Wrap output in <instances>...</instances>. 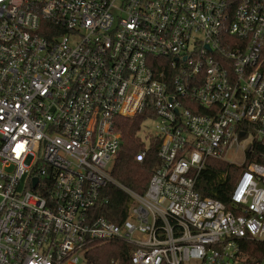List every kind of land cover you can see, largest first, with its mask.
Here are the masks:
<instances>
[{"label":"built area","instance_id":"obj_1","mask_svg":"<svg viewBox=\"0 0 264 264\" xmlns=\"http://www.w3.org/2000/svg\"><path fill=\"white\" fill-rule=\"evenodd\" d=\"M138 115L143 193L111 175ZM239 149L259 161L231 205L202 197L207 161ZM245 240L264 243V0H0V264H92L104 243L128 264H245Z\"/></svg>","mask_w":264,"mask_h":264},{"label":"trees","instance_id":"obj_2","mask_svg":"<svg viewBox=\"0 0 264 264\" xmlns=\"http://www.w3.org/2000/svg\"><path fill=\"white\" fill-rule=\"evenodd\" d=\"M144 115L133 118H120L118 127L122 133L121 149L114 161L111 175L125 186L137 193H143L148 185L150 176L158 166L155 159L156 142H150V148L143 161L135 159V154L144 148L137 132ZM259 161L253 154L246 156L242 166H236L224 160L209 159L205 167L196 178L195 188L202 197H212L220 200L228 207L230 187L239 172L251 161ZM102 194L108 197V205L99 212L111 220H118L113 209L124 206L125 195L113 186H107ZM102 209V208H101ZM245 264H258L264 259V243L245 240L241 250ZM88 261L92 264H108L111 259H119L121 264H128V257L124 245L118 243L96 244L87 254Z\"/></svg>","mask_w":264,"mask_h":264},{"label":"rangeland","instance_id":"obj_3","mask_svg":"<svg viewBox=\"0 0 264 264\" xmlns=\"http://www.w3.org/2000/svg\"><path fill=\"white\" fill-rule=\"evenodd\" d=\"M249 142L247 140L241 141V145L244 147L249 146ZM245 152L242 149H239L237 152L234 150H228L224 155V160L228 163H232L236 166L244 165ZM261 264H264V259L262 260Z\"/></svg>","mask_w":264,"mask_h":264}]
</instances>
